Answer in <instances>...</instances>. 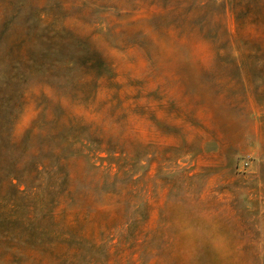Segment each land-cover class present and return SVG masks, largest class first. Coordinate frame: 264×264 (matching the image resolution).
Returning <instances> with one entry per match:
<instances>
[{
	"label": "rangeland",
	"instance_id": "374dc122",
	"mask_svg": "<svg viewBox=\"0 0 264 264\" xmlns=\"http://www.w3.org/2000/svg\"><path fill=\"white\" fill-rule=\"evenodd\" d=\"M0 264H264V0H0Z\"/></svg>",
	"mask_w": 264,
	"mask_h": 264
},
{
	"label": "trees",
	"instance_id": "16d2710c",
	"mask_svg": "<svg viewBox=\"0 0 264 264\" xmlns=\"http://www.w3.org/2000/svg\"><path fill=\"white\" fill-rule=\"evenodd\" d=\"M70 45L69 41H65L62 39L61 41V46L62 47H68ZM76 48H77V52L79 54L78 58H63V60H61L59 63L61 64V66L63 68H67L68 66H71L69 70H71L74 66H79L80 68L83 69V73L81 78L83 79L82 82H78L79 86H80V90H64V99H66L67 101H70L72 103L74 102H78V103H84L86 99L90 98H86V94L87 89L91 86L96 85V88L98 87L97 83H94V81H98L99 79L107 76L109 74V71L107 69V66L103 60V58L101 57V55L98 53V51L96 50H91L89 48H86L82 42L78 41L76 44ZM240 58V56L238 57ZM14 80L15 77H11L10 75L8 76V78L3 82L2 87H4V89L9 90L10 92L9 94L11 95H15L16 94V90L13 87L14 84ZM67 89V88H64ZM82 99H81V96ZM86 99H85V98ZM84 98V99H83ZM7 107V106H6ZM62 111V110H61ZM63 112V111H62ZM36 166V165H35ZM18 167H20V165H18ZM56 166H50L48 164V162H44V164H39L37 165L34 170L32 172H27L25 173L23 170L21 171L22 175L26 176V181L27 180H34L33 184L36 183L37 179L35 178L38 175L44 174V175H49L53 173V169ZM15 169L16 168L15 166ZM32 175H34L32 177ZM18 180V178H10V186H15L13 184L14 180ZM16 180V181H17ZM18 182V181H17ZM25 183V182H24ZM26 185V184H25ZM42 184H38L37 186H34L32 188V186H28L26 185V189L29 191L37 190L40 188ZM18 187V186H17ZM32 188V189H30Z\"/></svg>",
	"mask_w": 264,
	"mask_h": 264
}]
</instances>
